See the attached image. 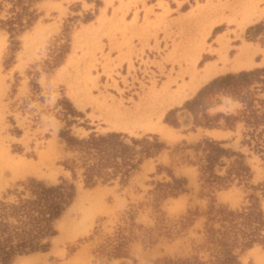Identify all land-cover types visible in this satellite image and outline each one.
Here are the masks:
<instances>
[{"label":"rangeland","instance_id":"1","mask_svg":"<svg viewBox=\"0 0 264 264\" xmlns=\"http://www.w3.org/2000/svg\"><path fill=\"white\" fill-rule=\"evenodd\" d=\"M1 1L0 157L20 156L38 166L17 175L5 168L0 199H16L31 180L47 186L72 183L76 191L55 222L50 248L17 256L13 264L33 254L42 256L45 264H164L169 258L194 255L208 260L213 244L207 230L220 227L218 209H243L258 202L264 214V134L248 142L250 129L241 115L244 102L223 92L211 94L198 112L211 125L195 123L183 108L215 77L264 67V0H189L183 5L178 0ZM204 2L211 5L188 14ZM251 14L253 20L240 25ZM8 19L15 22L12 32L3 22ZM146 20L158 30L155 40L160 33L165 42L148 55L143 51ZM115 40L119 45L112 43ZM240 42L247 47L237 46ZM198 43L203 56L197 71L213 59L220 74L157 119L151 108L165 92L161 86L169 81L167 90L172 92L190 79L187 59ZM240 51L251 65L234 69L231 63ZM256 86L251 97L262 113L264 90L261 83ZM80 94L82 102L88 101L84 106L76 103ZM113 102L129 108L140 103L156 127H111L103 113ZM112 131L138 139L157 135L165 145L150 156L143 152L129 176L118 174L87 186L84 153L68 139ZM206 140L219 141L227 150L213 167L220 179L203 168ZM238 161L250 167L248 175L237 173ZM93 191L95 199L77 204ZM261 232L264 235V229ZM240 260L264 264V243L246 249Z\"/></svg>","mask_w":264,"mask_h":264},{"label":"trees","instance_id":"2","mask_svg":"<svg viewBox=\"0 0 264 264\" xmlns=\"http://www.w3.org/2000/svg\"><path fill=\"white\" fill-rule=\"evenodd\" d=\"M1 5L2 1L0 9ZM3 22L10 24V32L16 29L12 19ZM260 83L264 90V67L219 75L204 85L192 99L187 100L183 108L193 114L195 123L211 125L208 121L203 122L198 112L201 106L209 102L211 94L223 92L244 102L241 115L250 129L246 132L250 136L248 142L251 143L255 137L259 141L264 134V128L259 129L264 122V112L260 113L255 108L251 96L253 90L257 89L256 84ZM68 140L71 146L77 145L84 153V179L87 186L95 185L99 179L108 181L118 174L124 178L129 176L142 162L143 152L150 156L165 145L157 135L138 139L116 131L104 134L93 132L87 138L69 137ZM137 145H140V150ZM204 147L208 153L203 168L211 171L210 176L220 179L213 167L227 150L216 140L204 141ZM139 152L142 156L138 157ZM235 169L239 175L250 173V167L242 161H238ZM75 194V185L72 183L47 186L31 180L26 190L17 193L16 199H0V264H13L16 257L23 254L47 251L50 248L48 238L57 233L55 222L73 202ZM217 212L220 215V227L211 226L207 230L208 239L213 244L208 260L194 255L169 258L164 264H242L240 256L246 249L256 243H264L261 232L264 229V214L258 202L243 209L220 208Z\"/></svg>","mask_w":264,"mask_h":264},{"label":"bare ground","instance_id":"3","mask_svg":"<svg viewBox=\"0 0 264 264\" xmlns=\"http://www.w3.org/2000/svg\"><path fill=\"white\" fill-rule=\"evenodd\" d=\"M242 1L244 2V0H241L240 3H242ZM208 5H211V4L209 2H204L202 4H199L198 6H196V8H192L190 11H188V14L193 16V14H196V13L202 11L203 8L207 7ZM122 6H123V4L119 5L116 8L115 11H118L119 9H121ZM188 14L185 17H187ZM258 16H261V13H259L257 15V17ZM113 17H115V16H113ZM113 17H112V19H114ZM99 20H100V18H99ZM117 20H118V18H117ZM252 20H253V15L252 14L251 15H246L245 17H243V20H242L243 22L240 23V25H244L245 23L247 24V23H249ZM214 22L215 21H211L210 22V24H209L210 28L214 25ZM128 24H130V23H128ZM130 29H131V27H130ZM123 35H124V33H123ZM129 35H128L127 38H129ZM124 36H122V37H124ZM124 39H126V38L125 37L122 38V43H124ZM198 45H199V43L196 44L197 47L195 46V49H194V47H192L194 49V51H191L192 53H189L190 54L189 55L190 58L187 59V60H189V63H190L188 65V67H187L190 79H186L185 81H183L172 92H171V90L170 91L167 90L168 88H170L169 87V81H166L163 85L161 84L162 86H161L160 89L163 92L164 91L165 92L162 93V94L160 92V94H161V96L159 95V97H161V100L159 99L160 102L158 103V105L154 102L155 105H156L154 110L151 107H149V108H151L152 112L154 114H156L157 119H161L162 115L165 113L166 109L168 107H170V105H172L174 103H180L184 99H186L187 97L191 96L194 92L197 91L198 87L201 84H203L212 75H214L215 73H217L219 71V69L217 68L218 65L216 66V63H214V62H207L202 67V69L200 71H197V69L195 68V65L197 64V61H198L199 57L201 56V49H200V47H198ZM242 47H244V46H242ZM125 51L126 50H124V52ZM243 52L240 51L239 53H237L235 59H233L234 61H232V63H231L232 64L231 65L232 68H240V67H245V66L251 65V60L242 56ZM183 53H185V51H183ZM125 56H126V53H125V55L123 57H125ZM121 57H119V58H121ZM126 57H128V56H126ZM183 57H180V58H183ZM220 58H222V57H220ZM179 62H178V64H179ZM183 68H184V66H183ZM75 100H76V103H78V105L81 104V106H84L88 102V101L87 102L86 101L82 102L81 94L79 96V99H77V97H75ZM122 104H123L122 102H113L111 104H107L106 105L107 109L105 110V113H103V116L106 117V120L108 121V123L110 124L111 127L126 128V129H128V128L130 129L131 126L135 127V126H138V125L139 126H146V128L148 126H154V128L156 127L155 123L152 124L153 120L148 118V115H147V113L149 112V111H147L148 108H147V110L142 109L141 106H140V103L136 104L134 108H129V107L123 106ZM97 106H99V105H97ZM43 157H44V153L43 154L41 153L39 160L43 161L42 160ZM37 166L38 165L36 163H32L31 160L26 159L24 157H20V156H19V158H17V157L11 156L9 154H5V155L2 156V158L0 157V173L4 172L5 168H8L14 175H17L19 173H26V172L35 171V169H37ZM95 193H96V191H93L91 193L88 192V193L83 194V196L79 199L77 204L79 205L80 203H83L85 201L86 202H90L91 198H93V197L95 199V197H96ZM94 199H92V200H94ZM44 262L45 261L43 260L42 256L37 255V254H33V255H29V256L23 257V259L20 261V264H45ZM67 264H70V263H67Z\"/></svg>","mask_w":264,"mask_h":264},{"label":"crops","instance_id":"4","mask_svg":"<svg viewBox=\"0 0 264 264\" xmlns=\"http://www.w3.org/2000/svg\"><path fill=\"white\" fill-rule=\"evenodd\" d=\"M178 1L179 2H182V5H183V4H185L186 1H189V0H178ZM261 18H264V13H263V15H262ZM150 25H151V22L149 20L143 21V51L147 55H148L149 51L154 52L153 50H157L158 48L162 49V47L165 45V42L161 39V34L160 33L157 34L158 41L155 40V36H156V33H157L158 30L156 28L152 27V26L150 27ZM119 42H121V41L120 40H118V41H116V40L115 41H112L113 44H117V45H119ZM237 46H239V47L240 46L241 47L242 46L247 47L246 44H244L242 42L238 43ZM171 47H172V45H171V43H169L168 48L170 49ZM113 54H114V52H112L111 55H113ZM202 56H203V54L201 53V56L199 58H201ZM215 61L216 60H213V59L207 60V62H215ZM240 68H242V67H240ZM234 69H238V68H234ZM241 70H246V69H243L242 68L239 71H241ZM239 71H237V72H239ZM218 72H217V74L215 73L214 75H212L209 79H211V78L219 75L220 73H218ZM23 82H21V86L20 85L18 86L19 89H20V87H23L22 86V85H24ZM27 85H28V82H27ZM22 94H24V93H22Z\"/></svg>","mask_w":264,"mask_h":264}]
</instances>
